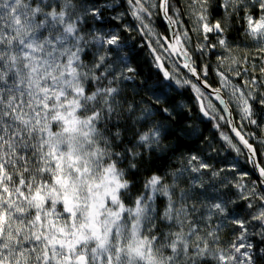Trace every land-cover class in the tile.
Returning <instances> with one entry per match:
<instances>
[{
	"label": "snow or ice",
	"instance_id": "obj_1",
	"mask_svg": "<svg viewBox=\"0 0 264 264\" xmlns=\"http://www.w3.org/2000/svg\"><path fill=\"white\" fill-rule=\"evenodd\" d=\"M137 45L159 71L151 83ZM249 48L261 54L250 78ZM165 53L182 65L168 70ZM213 55L228 117L202 91L209 65L196 67ZM173 85L191 88L255 178L212 162L192 109L167 98ZM261 115L264 0H0V264H264V139L242 132L264 129Z\"/></svg>",
	"mask_w": 264,
	"mask_h": 264
},
{
	"label": "trees",
	"instance_id": "obj_2",
	"mask_svg": "<svg viewBox=\"0 0 264 264\" xmlns=\"http://www.w3.org/2000/svg\"><path fill=\"white\" fill-rule=\"evenodd\" d=\"M215 16H219V13H214ZM126 21L128 23H135L134 21L131 20L130 17L126 18ZM155 26L158 28L159 32L162 33V36H168L169 37V31H168V26L164 23L162 19H157L155 21ZM241 25L240 23H237L235 25L236 28H239ZM132 36L135 37V40L130 41V43H137V41L141 40V37H139L135 32L132 33ZM228 39L232 43L236 42H243L244 38L243 36L237 32V31H231L228 34ZM137 52L139 54L138 61L137 63L140 65L139 71L143 77H150V83L152 81H155L157 76L160 75L159 71L157 68H155L152 57L148 51V49L145 47L143 49L139 48L137 45ZM255 54V53H254ZM261 54H256L255 56L259 57ZM196 57L199 56V53L195 54ZM250 55V61L249 64L247 65L249 67V73L251 74V65L255 64L256 65V75L259 76V68L261 66L260 59L252 60ZM206 59L204 58L203 60H197L196 67L200 71L202 68L203 64L207 63L209 65L208 67V76L205 77L208 83H210L212 86L217 87V84L219 83V78L215 75L213 65L209 61H205ZM167 68L171 69V67L167 64ZM172 70V69H171ZM184 76H187L185 72H183ZM187 78H189L187 76ZM238 81H241V79H238ZM174 88V87H173ZM167 92V98L169 100H173L176 103L183 104V101L187 103V105L191 106L190 108L192 109L191 113L189 114L192 118V123L195 127L199 128L200 132L202 135L208 138V142L214 144L216 151L212 152L211 159L214 164L220 165V166H229L231 165V161L239 156L231 149L229 148L226 143L220 138V133L217 131L216 128L213 127V123L215 121H210L207 118H204L200 112H199V107L197 105L196 99H195V94L192 92L190 87L182 88L180 91L176 90H165ZM228 97V96H227ZM259 111V109H258ZM261 119L264 118V115H261ZM236 120H237V114H236ZM220 123V131H223L225 134H231V131H229L228 124L226 121H219ZM198 125V126H197ZM237 125L239 127V121L237 120ZM250 131L254 136L258 138H262V130L260 127H256L253 125H250ZM247 138L251 139L250 137L247 136ZM251 142L256 143L253 139L250 140ZM260 156V162L264 166V158L263 155ZM246 158L245 156H243ZM240 171H247L250 173V176L252 178H255L256 175L254 174V171H252L249 163L247 162L246 166H242V168H239Z\"/></svg>",
	"mask_w": 264,
	"mask_h": 264
},
{
	"label": "rangeland",
	"instance_id": "obj_3",
	"mask_svg": "<svg viewBox=\"0 0 264 264\" xmlns=\"http://www.w3.org/2000/svg\"><path fill=\"white\" fill-rule=\"evenodd\" d=\"M218 17V16H217ZM129 24H133V23H129ZM186 26L187 27H191V24L190 23H188V24H186ZM155 31H156V33H158L160 36H162L161 35V33L158 31V29H157V27L155 26ZM154 39V38H153ZM193 39L195 40V36H193ZM229 42L230 43H232L230 40H229ZM232 44H234V45H241V47L234 53L236 56H237V58L239 59V58H242L243 56H244V50H243V43L242 42H236V43H232ZM249 53H250V55H253V56H255L256 54H258V53H255L254 52V50H252L251 48H249ZM255 53V54H254ZM196 54V53H195ZM164 63H165V66L168 64L170 67H171V69H172V67H173V64L175 63V60H174V58L173 57H168V55L165 53L164 54ZM205 61H209L212 65H213V67H215V69H214V72H215V75H216V66H217V60H216V56L215 55H213V56H211V57H205ZM249 61H250V59H249ZM167 67V66H166ZM171 69H169L168 68V70H170L171 71ZM240 71L243 73V69L241 68L240 69ZM178 75H179V77L180 78H187L186 76H184V74H182V72H181V70L179 69V72H178ZM247 76H248V78H250L251 77V74L250 73H248V74H246ZM217 76V75H216ZM217 78H219L218 76H217ZM230 79H232V81L234 82V83H237V84H239L241 81H238V79H241V78H237V77H235L234 75L233 76H230ZM220 81V80H219ZM221 85V84H220ZM173 87L175 88V85H173ZM176 90H178V91H180L182 88H175ZM226 90V89H225ZM226 92H227V96H228V91L226 90ZM167 93V92H166ZM207 96V95H206ZM229 98V97H228ZM208 101L206 100V103H207ZM211 102L214 104V105H216L212 100H211ZM183 104H186L187 105V103L186 102H184L183 101ZM233 105V108H234V110H235V112H236V114H237V120L239 121V126H240V119H239V113L236 111V106L234 105V104H232ZM189 106V105H188ZM217 109L218 110H220L219 109V107H218V105H217ZM220 112H221V114L223 115V113H222V111L220 110ZM264 119V118H263ZM198 126V125H197ZM250 128H251V126L250 125H247L246 124V122H245V127L242 129V131H244L245 132V134L248 136V137H250L251 139H253L254 141H256V143H257V145H259V141L261 140V139H264V129H261L262 130V132H263V134H262V138H258V137H256V136H254V134H252V132L250 131ZM227 135H229L230 137H232V135L229 133V134H227ZM233 138V137H232ZM233 142L234 143H236L234 140H233ZM237 144V143H236ZM227 145V144H226ZM238 145V144H237ZM261 151L262 152H264V149H261ZM263 158H264V155H263ZM233 163H236L237 165H238V168H242V166H246L247 165V162H246V158H244L243 156H239V157H237V158H235V159H233L232 161H231V164H233Z\"/></svg>",
	"mask_w": 264,
	"mask_h": 264
},
{
	"label": "water",
	"instance_id": "obj_4",
	"mask_svg": "<svg viewBox=\"0 0 264 264\" xmlns=\"http://www.w3.org/2000/svg\"><path fill=\"white\" fill-rule=\"evenodd\" d=\"M164 23L166 24V26H168L167 23H166L165 21H164ZM169 35H170V37H171V35H172L170 31H169ZM173 58H174V60H175V63H176L177 61H179V64L182 65V63H183L182 58H180V57H175V56H173ZM163 62H164V61H163ZM164 64H165V63H164ZM180 68L183 69L182 67H180ZM184 70L187 72L186 69H184ZM198 71H199V70H198ZM187 74L191 77V79L194 80V82H197V81H196V78L193 77V76L191 75V73H188V72H187ZM201 87H202V86H201ZM212 89H215V88H213L212 86H210L209 88L204 89V88L202 87V91H204L205 94H206L211 100H213V101L215 102V104L218 105L219 109L222 111V109H223V105H220L219 101L214 99V97H215V93L212 92ZM221 94H222V96H223V98H224L225 100H228V97H227V95L225 94V92L223 91V89H221ZM205 103H206V101H205ZM230 107H231V112H232V115H231L230 118L232 119L233 124H235V125L237 126V128H238L237 120H236V112H235V110H234L232 104L230 105ZM222 113H223V115H225L226 117H228V114H227V113H224L223 111H222ZM228 128H229V131H231V127H230L229 125H228ZM231 135H232V137L234 138V140H235L236 142H238V144H239V141L235 138L234 133H232V131H231ZM239 146L242 147V149H243V146H242V145L239 144ZM243 151H246V150L243 149ZM256 162H257V163H260V164L262 165V163L260 162V156H259V155L256 157ZM248 163H249V165H250L252 171H254V174L257 176L258 173L254 170V166H253V164H252L251 162H248ZM262 166H263V165H262Z\"/></svg>",
	"mask_w": 264,
	"mask_h": 264
},
{
	"label": "bare ground",
	"instance_id": "obj_5",
	"mask_svg": "<svg viewBox=\"0 0 264 264\" xmlns=\"http://www.w3.org/2000/svg\"><path fill=\"white\" fill-rule=\"evenodd\" d=\"M158 29V28H157ZM159 31V30H158ZM161 33V32H160ZM161 35H162V33H161ZM169 37H170V35H169ZM180 70H181V72L183 73V72H185L186 74H187V72L184 70V69H181V68H179ZM187 76L189 77V79H191V77L187 74ZM186 76V77H187ZM205 79V78H204ZM193 82H194V80L193 79H191ZM210 86H212L210 83H208ZM213 88H220L221 87V85H220V81H219V83L217 84V87H214V86H212ZM223 91L225 92V94L227 95V92H226V90L225 89H223ZM213 101V100H212ZM214 102V101H213ZM215 103V102H214ZM217 106V105H216ZM189 107H191V106H189ZM238 129H239V127H238ZM244 134H245V132L244 131H242ZM246 138H247V135H246ZM233 140H234V138H233ZM249 140H251V139H249ZM235 141V140H234ZM236 142V141H235ZM251 142V141H250ZM237 144H238V142H236ZM251 143H253V142H251ZM253 144H255V143H253ZM238 146H239V144H238ZM240 147V146H239ZM241 149H242V147H241ZM242 151H243V149H242Z\"/></svg>",
	"mask_w": 264,
	"mask_h": 264
}]
</instances>
